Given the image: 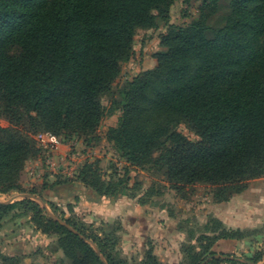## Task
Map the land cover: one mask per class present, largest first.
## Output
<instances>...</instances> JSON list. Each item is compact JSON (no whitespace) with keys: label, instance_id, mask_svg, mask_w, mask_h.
Masks as SVG:
<instances>
[{"label":"trees","instance_id":"trees-1","mask_svg":"<svg viewBox=\"0 0 264 264\" xmlns=\"http://www.w3.org/2000/svg\"><path fill=\"white\" fill-rule=\"evenodd\" d=\"M174 1L0 0V118L10 123L0 127V193L19 190L26 160L39 149L47 152L32 135L50 132L92 145L107 112L103 96L114 92L121 64L132 57L136 31L159 23L167 26L160 35L163 50L155 53L152 68L118 89L114 110L120 114L106 132L125 162L124 173L103 177L99 161H87L49 188L85 189L95 201L136 197L128 185L129 168L136 166L161 172L176 190L209 185L218 203L264 174V0H229L228 13L216 25L209 18L219 0H202L197 18L172 26ZM180 124L197 139L182 134ZM155 184L143 196L158 194ZM39 196L72 230L30 197L0 202V222L26 216L37 230L57 237L70 264H161L152 249L138 262L122 258L115 230L89 226L71 205L66 215ZM205 230L213 235L189 232L179 264L241 263L212 249L220 238L243 237L241 230L212 216ZM263 255L264 249L242 264H256ZM20 260L0 252V264Z\"/></svg>","mask_w":264,"mask_h":264},{"label":"rangeland","instance_id":"rangeland-1","mask_svg":"<svg viewBox=\"0 0 264 264\" xmlns=\"http://www.w3.org/2000/svg\"><path fill=\"white\" fill-rule=\"evenodd\" d=\"M202 5V0H175L169 11L170 25L189 23L199 16ZM228 11L229 0H219L217 10L210 16L209 23L212 25L222 23ZM166 28L167 26L159 23L156 28L136 31L132 57L121 64L120 74L113 85L114 92L103 96V104L107 112L96 130L97 139L92 145L86 146L82 139H76L77 143L72 147L68 144L70 141H63L64 148L60 149L59 146L57 150L47 149V152L39 149L36 156L25 162L19 176L21 188L0 193V201L18 200L27 194L49 212L48 205L39 196L41 194L46 201L56 203L66 215H68L67 205H71L76 216L87 225L101 227L107 232L115 230L118 235L116 249L119 255L135 262L142 260L147 250L152 249L159 263L179 264L184 258L182 245L189 242V232L192 231L194 237L202 234L213 235L212 232L205 230V225L209 216L217 217L211 213L205 214L202 209L204 206L208 207L217 203L213 201L212 188L209 185L196 183L187 185L183 190H176L165 180L161 172L131 166L128 172L129 192H136V197L121 194L116 198L101 197L95 201L93 195H89L85 189L53 191L49 188V185L60 176H73L75 170L87 161L98 160L103 177L124 173V160L106 139L108 128L116 125L120 114L119 110H114L115 101L119 98L117 91L139 72L152 68L156 64L155 53L163 50L159 41L160 35ZM110 110H112L111 113ZM9 126L8 120L0 118V127ZM19 127L22 128L21 125ZM177 129L189 139H197V136L184 124L178 125ZM59 137L63 140L62 136L59 135ZM32 138L39 145L36 135H32ZM27 167L35 170L34 176L28 175ZM153 181L156 182L159 193L150 198L143 196ZM249 183L251 188L259 192V200L263 199L264 174L251 179ZM29 192H34L36 195ZM138 197L145 198L147 201L140 204ZM40 199L45 205H42ZM261 215L262 220L259 224L250 228L228 227L217 218L226 228L239 229L244 233L239 239H220L244 240L249 242L252 248L246 253L214 251L217 254L236 255L241 262L237 264L246 262L244 259L246 256L251 257L258 251L263 252L264 214ZM194 237L192 241L198 245L199 242H195ZM0 252L9 256H19L20 264H70V259L57 245V237L37 230L26 216L17 215L0 222ZM258 263L264 264V255ZM221 264L230 263L222 262Z\"/></svg>","mask_w":264,"mask_h":264},{"label":"crops","instance_id":"crops-1","mask_svg":"<svg viewBox=\"0 0 264 264\" xmlns=\"http://www.w3.org/2000/svg\"><path fill=\"white\" fill-rule=\"evenodd\" d=\"M64 147L65 144L60 145V149ZM259 195V192L251 188L249 183L243 192L233 195L230 200L214 203L208 207L204 206L202 209L205 214L215 215L228 227L250 228L257 226L262 220L260 215L264 214V194L261 200H259ZM250 245L249 242L244 240L219 239L213 245V250L246 253L251 250L252 246Z\"/></svg>","mask_w":264,"mask_h":264},{"label":"built area","instance_id":"built-area-1","mask_svg":"<svg viewBox=\"0 0 264 264\" xmlns=\"http://www.w3.org/2000/svg\"><path fill=\"white\" fill-rule=\"evenodd\" d=\"M36 139L44 148L48 149L49 151H55L58 149V147L61 144H64L63 140L59 136L52 134L50 132L38 133L36 135ZM76 143H77L76 140H72L68 144L70 147H72L75 146ZM26 171L29 176L35 175V170L31 167H27Z\"/></svg>","mask_w":264,"mask_h":264},{"label":"water","instance_id":"water-1","mask_svg":"<svg viewBox=\"0 0 264 264\" xmlns=\"http://www.w3.org/2000/svg\"><path fill=\"white\" fill-rule=\"evenodd\" d=\"M23 197H29V195H27V194H25ZM12 201V199H9V200H7V201H0V202H11ZM40 202L42 203V205H45V203L40 199ZM49 215L51 216V217H53L54 219H56V220H58L59 222H61L62 224H65L62 220H59L56 216H54L52 213H49ZM66 225V224H65ZM68 228H70L71 230H72V228L70 227V226H68V225H66ZM94 248H95V250L97 251V253L99 254V251H98V249H97V247L93 244V242L92 241H90V240H87ZM248 262H250V261H248ZM250 263H252V264H254L253 262H250ZM256 264H260V263H256Z\"/></svg>","mask_w":264,"mask_h":264}]
</instances>
